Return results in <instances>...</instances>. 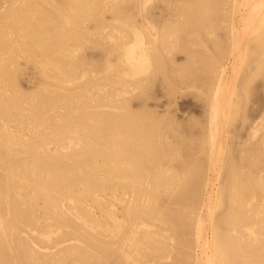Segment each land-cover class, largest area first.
<instances>
[{
	"label": "bare ground",
	"instance_id": "1",
	"mask_svg": "<svg viewBox=\"0 0 264 264\" xmlns=\"http://www.w3.org/2000/svg\"><path fill=\"white\" fill-rule=\"evenodd\" d=\"M224 2L155 0L145 17L161 29L153 70L132 83L103 71L106 54L115 62L118 52L102 31L136 23L135 0H0V264H264V0L229 1L230 16L247 10L239 27L216 11ZM218 16L230 22L221 51L237 55L243 72L238 87L220 51L201 53L203 74L195 72L201 59L192 65L195 50L190 63L174 67L181 80L195 75L208 85L196 137L204 159L195 158L199 150L188 159L186 125L131 102L149 99L155 76L167 74L165 58L178 66L171 52L184 48L178 38L186 33L177 36L184 27L201 42ZM76 48L85 53L70 63ZM241 106L248 112L238 121ZM234 121L243 140L236 145L224 130ZM212 171L223 175L216 190Z\"/></svg>",
	"mask_w": 264,
	"mask_h": 264
},
{
	"label": "rangeland",
	"instance_id": "2",
	"mask_svg": "<svg viewBox=\"0 0 264 264\" xmlns=\"http://www.w3.org/2000/svg\"><path fill=\"white\" fill-rule=\"evenodd\" d=\"M186 1H189V0H186ZM230 0H225V2L224 3H221V5H219L218 4V7L219 6H221L220 8L222 9H219V8H216V11L217 12H219V11H222L221 13L223 14V12H228V15L227 16H230L229 15V13L231 12L230 11V2H229ZM229 2V3H228ZM224 4V5H223ZM225 4H226V7H227V10L228 11H226V7H225ZM216 7H217V4H216ZM224 7H225V9H224ZM217 9H219V10H217ZM221 13H218V15L219 14H221ZM236 14H233L232 15V13H231V16H230V22H233L235 25H236V27H239L240 26V18H242L243 16H245L246 15V13H247V10L245 9V8H243V6H240L239 7V10H237L236 12H235ZM226 14V13H225ZM226 16V17H227ZM240 16V17H239ZM221 17V16H220ZM220 17L218 16V17H216V18H213L212 19V22H211V19H210V21L208 22V24H210V23H212V25H215V26H212L211 24V26L210 27H208L209 29L206 31V23H204V24H202L201 26L199 25V28L201 27V28H203V29H205V30H203V29H201L200 28V30L202 31H206L205 32V34H204V36H203V34H201L202 32L201 31H199V28L197 27V29H198V33L201 35V36H203L201 39V42H200V38H198V37H200L199 35H197V38L199 39H197L196 37H195V35H196V32H197V30H193V28L191 27V26H188V28H187V26L186 27H184L185 29V31L184 30H181V32H179L178 34H177V36H179V34L180 33H186V34H180V38H178L179 39V45H180V43L182 44V46L184 47V48H189V49H191L190 47H192V49L190 50V51H186V49H184L183 47V51L181 50V48L179 49H175V50H172V51H176V54H175V52H171L172 54H174L173 55V57L176 59V57L175 56H178L177 57V59L176 60H174V62L175 61H177V62H175V63H177L178 64V66L174 63V62H172L173 64H175V65H173V68L174 67H179V65L180 66H182V65H184V63L185 62H187V63H190L188 60L190 59L189 57H191L192 56V54L194 53V51H193V53H192V50H195V51H197V52H195L194 53V55L197 57L196 59H195V56L193 57L194 59H195V61L194 62H196V63H194V62H192V65H194V64H200V63H198L200 60L199 59H201V65H199L200 66V71H199V69H197V68H195L196 70H198V71H195V69H194V67L196 66V65H194V67H193V71H195L196 72V74L199 72L200 74H203V73H205L204 71H206L207 69L206 68H204V62L203 61H205L206 59L205 58H207V57H205V56H203L201 53H207L206 54V56H209V54H211V53H213V54H211V55H214V57L216 58L218 55H216L217 53H216V51H220L221 52V54H223L222 53V49H224L223 47H227V49L229 48V44H227V43H229L228 42V37H226L229 33H228V28L227 27H229V23H225V24H221V22H216V21H218L219 19H220ZM174 18V17H173ZM173 18H170L169 19V21H168V23H171V25H173V23H175L174 22V20H176V21H178L179 22V20H181V19H179V20H177V18H175L174 20H172ZM228 20H229V18H225V22L227 21L228 22ZM172 21H173V23H172ZM167 21L166 20H164L163 21V23H166ZM180 23V22H179ZM221 25H220V24ZM222 23H224V21H222ZM216 24H219V26L218 27H220V28H217L216 27ZM228 26H227V25ZM193 26V25H192ZM208 26V25H207ZM194 28H196V25L195 26H193ZM211 27H216L215 29L217 30V35H215V36H217L216 37V41L217 40H220V42H218V46H220L219 48L218 47H216V48H214L215 46H213V42L215 41V36L214 37H212V40H211V38H210V40H207V39H209L208 38V36H209V30H212L211 29ZM192 30H191V29ZM215 29H213L212 31L213 32H211V34H212V36L214 35L213 33H214V30ZM221 29V30H220ZM216 30H215V34H216ZM194 31H196V32H194ZM189 32V34H187ZM201 32V33H200ZM197 33V34H198ZM218 35H219V37H220V39H219V37H218ZM182 37H184V39H182ZM193 37H194V39H195V41H193V43L191 42L192 40H194L193 39ZM226 38V39H225ZM190 39H192V40H190ZM184 40H186V42H183L182 43V41H184ZM189 40V41H188ZM203 40H204V42H203ZM188 41V42H187ZM199 41V42H198ZM222 41V42H221ZM194 42H196V43H194ZM198 42V43H197ZM190 43H192L193 45H191ZM200 43V44H199ZM201 43H204V44H202V46H200L201 45ZM212 43V44H211ZM221 43V44H220ZM227 44L228 46H224V44ZM98 43H95L94 44V46L96 47L95 48V50H94V54H95V58H97L98 57V55H99V52L102 50V45H97ZM197 44V45H196ZM199 44V45H198ZM222 44H223V47H222ZM186 45V46H185ZM196 45V46H195ZM205 45V46H204ZM213 46V47H212ZM196 48V49H194V48ZM189 49H187V50H189ZM210 49H212V51L210 50ZM227 49H225V50H227ZM177 50H180V51H177ZM184 50L186 51V53H184ZM88 51V50H87ZM189 52H190V54H189ZM209 52H211V53H209ZM220 52H219V57H220ZM227 52V51H226ZM179 53V54H178ZM165 53H163V55H164ZM178 54V55H177ZM197 54H198V56H197ZM201 54V55H200ZM204 54V55H205ZM224 54H225V52H224ZM224 54H223V58L221 59L222 61H224V59H226V57L228 58L227 60L228 61H230L232 64H231V66H230V70H229V79L231 80H233L234 81V83L235 82H238V81H236L237 79H239V81H241V75H242V72L240 71V69L243 67L242 66V63H241V61H240V59L237 57V55L235 56H224ZM166 55V54H165ZM189 55H191V56H189ZM201 56H203V58H200ZM166 57V56H165ZM188 59H187V58ZM199 57V58H198ZM218 57V58H219ZM225 57V58H224ZM233 58H235V59H233ZM166 60H165V63H166V70H165V73H167V74H165V75H168V76H166L167 77V81L168 82H165L164 81V77L163 76H165V75H162V74H158L159 76V78L158 77H156L155 76V80H153V83H154V86H153V88H151V90L152 89H154V90H152L153 92H151V94H150V92L149 93H147V92H145L144 94H149V95H145L146 97L144 98L145 100L147 99V97L149 98V99H147L146 100V102L143 104V101L144 100H138V99H133V101L131 102V105H132V109L133 110H146V111H151V112H154V113H156V114H158V116L160 115L161 117H164L165 118V120H167L168 122H169V120H171V121H173V120H179L180 119V121L179 122H181L182 123V125L184 124V125H186V126H183L184 127V133H183V138H184V143L186 144V146H191V147H189V149H188V147H185V145H184V150H182V153L183 154H186V157L188 158V159H194L193 158V154H194V152H196L197 150H199V149H197L198 147H201L200 146V144H202V143H199V142H201V138L200 139H198L197 140V131L199 132L200 131V129H198V127H199V125H198V123L201 125L202 124V122L204 123V121L206 122V119H207V112L205 111V110H207V106H205V102H207V104H208V95H209V92H208V85H207V83L205 82V81H202L201 82V80H195V75L194 76H190V77H188V78H182V80H181V76L179 77V75H180V72H179V70H177V71H175V68L173 69V68H170L172 65H171V63H170V65H169V60L167 59V58H165ZM199 61H198V60ZM197 60V61H196ZM167 65H168V68H167ZM170 66V67H169ZM196 67H198V65L196 66ZM234 67V70H232V68ZM199 68V67H198ZM168 69H170V72L172 73H170V72H167L168 71ZM172 70V71H171ZM241 70H243V69H241ZM175 71V72H174ZM203 71V72H202ZM241 73H240V72ZM174 72V73H173ZM179 74H178V73ZM198 73V74H199ZM238 73H240V74H238ZM164 74V73H163ZM171 74V75H170ZM176 74V75H178V76H174V75ZM160 75H162V77L160 76ZM170 75V76H169ZM237 75H238V77H237ZM174 77V78H172V77ZM169 77V78H168ZM178 77V78H177ZM191 77H193V78H191ZM260 78V80L262 79L261 77H259ZM163 80V82H164V84H162V83H160V82H162V80ZM170 79H172V80H170ZM180 79V80H179ZM186 79V80H185ZM191 79V80H190ZM158 80V81H157ZM161 80V81H160ZM193 80V81H192ZM174 81H176V83L174 82ZM198 81H200V82H198ZM257 81H259V80H257L256 79V81L254 80V85L255 84H257V85H261V82L259 81L258 83H257ZM83 81H79L78 82V84L79 83H82ZM156 82V83H155ZM172 82H174V83H172ZM205 82V83H204ZM256 82V83H255ZM152 83V84H153ZM169 84L168 86L167 85H165V84ZM198 83V84H197ZM199 83L201 84V83H203V84H201V85H199ZM240 82H238L237 84H239ZM161 84V85H160ZM178 84V85H177ZM158 85V86H157ZM163 85H165L167 88H168V90L169 91H165V89L167 90V88H165V86H163ZM172 85H174V87L176 88V91H174L175 90V88L172 86ZM175 85H177V86H175ZM235 85H236V83H235ZM72 86H74V85H72ZM162 86V87H161ZM171 88H174V89H172L173 91H170V87ZM179 86V87H178ZM204 86V87H203ZM236 86H238V85H236ZM161 87V88H160ZM164 87V88H163ZM177 87H178V90H181V91H177ZM239 87V86H238ZM256 87H258V86H256ZM260 87V86H259ZM170 88V89H169ZM204 88H205V91H204ZM207 88V89H206ZM104 90V89H103ZM150 90V91H151ZM95 92H97V89L96 90H94ZM101 93V91H99L98 90V92H97V94L98 93ZM164 92H165V94H167V92H168V94L167 95H169V93H170V95L169 96H171V97H169V96H167V95H164ZM175 93L176 92V94H173V93ZM178 92V93H177ZM179 92H182V94L181 93H179ZM99 93V94H100ZM96 94V93H95ZM143 94V93H142ZM207 94V95H206ZM258 94H261V92H259ZM151 95H152V97H151ZM167 97V99H166V97ZM177 96V97H176ZM180 96V97H179ZM234 96V98H235V96L236 95H232L231 97H233ZM144 97V96H143ZM174 99H173V98ZM183 97V98H182ZM207 97V98H206ZM153 98V99H152ZM171 98H172V100H171ZM234 98H232V99H234ZM166 99V100H165ZM165 100V101H164ZM170 100V101H169ZM173 100H175V101H173ZM171 101H173V103L175 104V105H169V103L171 102ZM178 101V102H177ZM166 104H165V103ZM181 103V104H180ZM167 104H168V107H166L167 106ZM206 104V105H207ZM239 104V103H238ZM165 105V106H164ZM169 106H170V108H169ZM182 106V107H181ZM242 107V106H241ZM167 109V110H166ZM105 110V109H104ZM242 110H244L243 109V107L240 109V111H238L239 113H236V117H235V119H237L238 121H239V119H241V115L243 114V112H245L246 110H244L243 112H242ZM241 112V113H240ZM246 112H248V111H246ZM253 112H255V111H253ZM155 114V115H156ZM238 114V115H237ZM175 115H176V117H175ZM181 117H182V119H181ZM170 118V119H169ZM231 121V120H230ZM238 121H234V123L233 124H228V123H226V125H225V128H224V130H225V136L226 135H229L230 133H229V131L231 132V136L229 135V136H226V139H228L227 141H229L228 143H231V144H233V145H236V143L239 141V142H241V141H243L242 140V137L240 136H238V135H236V134H238L237 133V131H238ZM197 123V124H196ZM206 124V123H205ZM205 124H204V126H203V124H202V126L201 127H205ZM197 125H198V127H197ZM228 125H229V127H228ZM232 127V128H231ZM235 127V128H234ZM198 130H197V129ZM200 128V127H199ZM202 129V128H201ZM186 130V131H185ZM227 130H229V131H227ZM195 134H194V133ZM226 132H228V133H226ZM234 133H235V135L236 136H234ZM195 136V137H192L193 135ZM173 137H174V135H172ZM172 137V138H173ZM229 137H231V138H229ZM237 138V140H236V138ZM191 138V139H190ZM233 138V139H232ZM176 140V138H173V140ZM238 139H240V140H238ZM174 140V141H175ZM234 140V141H233ZM199 141V142H198ZM231 141V142H230ZM238 142V143H239ZM237 143V144H238ZM198 144V145H197ZM192 146L195 148V150H193L194 148H192ZM187 150H186V149ZM201 149H202V147H201ZM204 149V148H203ZM191 152H190V151ZM201 150H199V153L198 152H196L195 153V158L196 157H198L200 160H202L203 161V159L204 158H202L203 156H204V154L205 153H201L200 152ZM204 151V150H203ZM190 154V153H192V156H191V158L189 157V156H187L188 154ZM201 153V154H200ZM203 154V155H202ZM191 155V154H190ZM201 155V156H200ZM197 158V159H198ZM202 158V159H201ZM210 175H211V178H212V180H213V182L215 183L214 185H215V190H216V187L217 186H219V185H221L223 182H221L222 180L221 179H219V177L221 178V176H222V179H223V175L221 174V176H218V174H217V171H212L211 173H210ZM217 178V179H216ZM219 180H220V182H219ZM220 184H219V183ZM182 194V193H181ZM180 193H179V195H181ZM184 196H185V194H184ZM168 201V200H167ZM167 201H166V203L165 204H169V201H168V203H167Z\"/></svg>",
	"mask_w": 264,
	"mask_h": 264
},
{
	"label": "clouds",
	"instance_id": "3",
	"mask_svg": "<svg viewBox=\"0 0 264 264\" xmlns=\"http://www.w3.org/2000/svg\"><path fill=\"white\" fill-rule=\"evenodd\" d=\"M155 0H135L136 23L129 24L116 21L102 31L105 46L117 49L118 55L113 62L106 54L103 71L106 74L119 72L123 79L137 82L148 78L153 70L152 51L159 41L161 29L149 22L145 17L154 5ZM138 18H145L137 23ZM212 38V34H209ZM85 53L84 49L76 48L69 55L70 63H77ZM88 75L87 69L81 70V79Z\"/></svg>",
	"mask_w": 264,
	"mask_h": 264
}]
</instances>
